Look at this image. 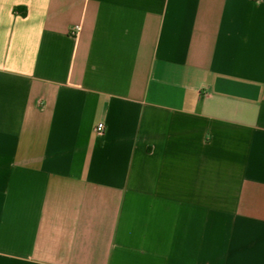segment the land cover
<instances>
[{
	"label": "crops",
	"instance_id": "crops-1",
	"mask_svg": "<svg viewBox=\"0 0 264 264\" xmlns=\"http://www.w3.org/2000/svg\"><path fill=\"white\" fill-rule=\"evenodd\" d=\"M0 264H264V0H0Z\"/></svg>",
	"mask_w": 264,
	"mask_h": 264
},
{
	"label": "built area",
	"instance_id": "built-area-1",
	"mask_svg": "<svg viewBox=\"0 0 264 264\" xmlns=\"http://www.w3.org/2000/svg\"><path fill=\"white\" fill-rule=\"evenodd\" d=\"M96 129H97V131L99 133L104 132V130H105V124L104 123H99Z\"/></svg>",
	"mask_w": 264,
	"mask_h": 264
}]
</instances>
